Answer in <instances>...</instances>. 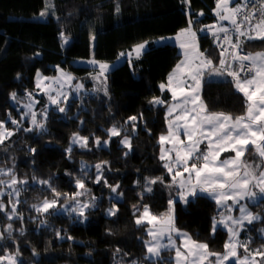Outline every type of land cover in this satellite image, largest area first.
Returning a JSON list of instances; mask_svg holds the SVG:
<instances>
[{
	"label": "trees",
	"instance_id": "1",
	"mask_svg": "<svg viewBox=\"0 0 264 264\" xmlns=\"http://www.w3.org/2000/svg\"><path fill=\"white\" fill-rule=\"evenodd\" d=\"M47 2L0 0V121L8 131H14L0 145V168H14L19 179L28 180L18 205L23 220H8L0 212V233L6 237L0 240V255L19 248L21 264H129L133 260L149 264L144 261L146 249L141 242L148 236L144 228L137 227L135 219L143 205L159 213L175 197L176 189L168 187L171 178L163 167L164 161L159 159V135L166 131V108L172 100L170 92L161 91L160 85L182 57L176 43L157 41L176 34L192 19L200 52L218 63L213 35L200 31L217 20L213 12L215 0H191L190 6L183 0H52L54 14L40 17ZM201 12L203 15H199ZM144 41L150 42L148 50L140 59L133 54L131 65L120 57L121 52L127 53ZM259 49H264V41L246 43L244 51ZM93 59L112 66L107 73V95L104 86L92 79L97 73V67L89 63ZM58 67L71 73L73 81L81 79L86 87L81 96L70 95L65 113L55 110L48 97L35 90L37 71L50 75ZM228 80L206 77L202 98L210 111L241 115L242 97ZM13 92L19 102L11 99ZM26 92L39 98L34 108L38 119L44 108L48 109L44 133L34 128L30 116L21 123L23 128H33L32 132L16 131L17 126L9 120V116L20 120L18 106L26 99ZM154 98L165 104L150 103ZM133 116L136 121L129 120ZM113 126L120 135L109 139L108 130ZM74 133L88 138L87 147L72 144ZM125 136L131 151L120 143ZM106 140L108 144L104 145ZM70 146L69 154L66 149ZM97 164L103 166L99 184L94 182ZM82 166L87 167L82 170ZM34 176L37 181L50 180L58 192L69 195L77 191L75 180L82 178L88 191L81 199L95 197L97 207L82 223L74 214L37 213L32 205L53 196L46 186L33 181ZM155 177H163L164 183L152 184V192H145L146 178ZM116 185L119 188L113 193L109 186ZM113 206L119 211L110 217L106 213ZM217 212L210 198L199 197L188 204L177 198L175 225L186 229L194 239L208 243L211 250L223 252L226 231L212 234ZM41 220H47V228L40 225ZM260 222L246 225L247 230L241 232L240 239L253 238L251 249L264 243L258 233ZM9 223L13 226L10 239L4 232ZM57 232L64 238H59ZM69 236L72 239H67Z\"/></svg>",
	"mask_w": 264,
	"mask_h": 264
},
{
	"label": "snow or ice",
	"instance_id": "2",
	"mask_svg": "<svg viewBox=\"0 0 264 264\" xmlns=\"http://www.w3.org/2000/svg\"><path fill=\"white\" fill-rule=\"evenodd\" d=\"M186 5L191 0H183ZM119 5L116 11L119 12ZM52 12L54 4L48 0L45 10L39 13L45 17ZM217 24L206 25L200 29L201 32H210L221 48L218 63L200 52L196 41L197 32L193 31L194 20L189 19V27L182 29L175 38L183 49L184 58L176 65L173 73L168 77L167 85L161 84V91L167 90L171 93L172 102L168 104L166 120L168 121L167 135H161L158 143L160 145L161 161L163 167L172 177L169 188H175L174 198L168 200V210L160 215L152 214L148 205H143V211L135 219L138 228H144L147 240H142L146 255L144 261L149 264H264V243L260 248L251 249L253 238L248 236L240 239L242 231H246V225H253L256 221L264 220L259 213H253L249 205H264V50L257 52H244L246 43L253 41H264V0H215L213 9ZM203 15V13H199ZM227 22L224 24L223 22ZM62 39L67 43V38ZM95 39V37H91ZM165 38H161L163 40ZM150 42L144 41L137 44L131 51L119 55L126 58L129 65L132 63L133 54L135 59L148 50ZM97 67V73L93 77L103 87L107 95L106 80L107 73L112 66L96 60L89 61ZM60 77L42 76L37 72V89L48 96L52 105H56L57 111L66 112L68 97L63 92L64 84L73 78L63 73ZM206 77L230 78L228 82L232 85L235 93L242 97L244 112L233 116L230 113L214 112L208 109L202 98V92ZM19 79V74H17ZM45 81L49 83L45 84ZM75 88H83L77 84ZM101 89H97L99 91ZM55 93V95H53ZM28 102L23 105L26 109L20 120L12 119L11 124L16 125V131L23 130L32 132L33 128H23L22 121L31 117L30 123L37 131H47L45 121L48 116L47 107L38 114L33 111L36 103L35 95L26 92ZM11 99L19 102L17 93H11ZM152 104H165L164 100L154 98ZM171 117V119H169ZM130 121H136L137 117H129ZM135 130V126H133ZM109 139L119 136L120 131L113 126L108 130ZM14 135V131L5 129L4 122L0 121V145ZM183 137V138H181ZM87 137H80L74 133L72 144H79L81 148L87 147ZM121 144L131 151L130 140L125 136ZM97 146L101 145L99 138L96 139ZM104 145L108 141L103 142ZM171 145L166 148L165 145ZM201 145H204L202 148ZM35 153V149H31ZM67 153L72 152L70 146ZM224 153H232L221 159ZM247 153H252L253 159L246 158ZM128 153H125L127 155ZM105 164L107 162H104ZM87 166H82L86 168ZM95 183L102 180L103 166H96ZM86 175V173H85ZM0 197L7 196L8 206L0 199V212L4 213L8 220H23V213L19 211L18 205L22 203L20 196L27 191L24 187L28 185L27 179H19L14 168H0ZM33 181L46 186L52 193L53 198H45L39 204H33L35 212L44 215H57L66 213L73 214L79 222L88 218L91 209L97 207L96 198L82 200L81 197L88 191L84 179H76L77 191L69 195L60 193L52 186L50 180ZM107 185V180H103ZM164 183L163 177L146 178L145 192H152V184ZM113 193L117 192L119 185L109 186ZM120 194H117L119 198ZM199 197L212 199L218 207V216L213 217L212 234L217 231H226L228 239L224 243L223 252L210 250L208 243L199 242L186 232L175 226V204L179 202L188 204ZM63 198V202H61ZM231 201V203H229ZM26 203V202H25ZM137 208V206H134ZM119 209L109 208L106 215L116 216ZM137 211L139 209L137 208ZM238 211V215H233ZM40 225L48 227L47 220H41ZM12 224L4 229L7 238L12 235ZM259 237L264 241V228L258 229ZM20 234L24 230L20 229ZM57 236L61 239L60 233ZM6 237L0 233V240ZM72 239V237H67ZM179 241V243L177 242ZM0 249L3 246L0 245ZM242 250V251H241ZM120 252V249H117ZM163 253H174V255H163ZM35 255V252L33 253ZM21 253L19 248L15 252H7L0 255V264H21ZM130 264H142L133 260Z\"/></svg>",
	"mask_w": 264,
	"mask_h": 264
},
{
	"label": "rangeland",
	"instance_id": "3",
	"mask_svg": "<svg viewBox=\"0 0 264 264\" xmlns=\"http://www.w3.org/2000/svg\"><path fill=\"white\" fill-rule=\"evenodd\" d=\"M218 23V21L216 20L215 22H213V24H217ZM224 23V22H223ZM225 23H227L226 21H225ZM212 25V24H211ZM187 27H189V25L187 26ZM187 27H185V28H187ZM185 28H183V29H185ZM203 28H205V26H203L201 29H203ZM192 29H193V26H192ZM182 30V29H181ZM181 30H180V32H181ZM193 31H194V29H193ZM179 32V33H180ZM204 32H206V31H204ZM64 36V35H63ZM168 37H171V35H168V36H163V37H160V38H158V41L157 42H164L165 41V39L166 38H168ZM64 38H66L65 36H64ZM161 38H165V39H163V40H161ZM63 41H64V39H63ZM142 43V42H141ZM136 46V45H135ZM178 46V49H179V51L180 52H182V58H184V56H183V49H181L180 48V46H179V44L177 45ZM261 50H264V49H259V50H254V51H250V52H257V51H261ZM86 65L87 64H89V63H85ZM59 69H62V68H60V67H58ZM58 68H57V70H56V72L55 73H53V74H50V75H48V74H44V73H42L40 70H38L37 72H39V73H41L42 74V76H47V77H60L61 75H62V73L60 72V71H58ZM175 69V68H174ZM173 69V70H174ZM63 70V73H67V74H69L73 79L70 81V82H66L65 84H64V88H63V92L67 95V97H68V100H69V98H70V95H72V96H81L82 95V93L85 91V85H84V82H82L81 81V79H79L78 81H73L74 80V76L71 74V73H69L68 71H66L65 69H62ZM173 70H172V72L171 73H173ZM170 73V74H171ZM37 74V73H36ZM169 74V75H170ZM93 75L95 76L96 75V73H93ZM93 76V77H94ZM93 77H92V79H93ZM169 77V76H168ZM207 78H209V77H207ZM210 78H218V77H210ZM94 80V79H93ZM94 81H96V80H94ZM45 84H47V83H49V81H45L44 82ZM167 83H168V79H167ZM77 84H82L83 85V88H81V89H76L75 88V86L77 85ZM36 85H37V75H35V90H36V93H38V94H43V95H45L43 92H41L40 90H38L37 89V87H36ZM167 85V84H166ZM53 95H55V93H53ZM45 96H47V95H45ZM48 97V96H47ZM35 99L37 100V101H39V98H37L36 96H35ZM67 100V101H68ZM28 102V98L26 97V99L24 100V101H20V103H19V108H21V112H20V114H21V116H22V114L25 112V111H27L26 109H24L23 108V105L25 104V103H27ZM172 102V100L169 102V103H171ZM49 104H50V101L48 102ZM49 106V105H48ZM54 106H56V105H54ZM61 107H66L67 106V104H65V103H61V105H60ZM57 107V106H56ZM34 108H35V105H34V107H33V111H34ZM30 119H31V117H30ZM169 119H171V117H169ZM166 122H167V126H166V131L165 132H163V133H161L160 135H159V137L161 136V135H167V132H168V121L166 120ZM6 129V128H5ZM7 130V129H6ZM72 137H73V135H72ZM181 138H183V137H181ZM165 147L166 148H169V147H171V145H168V144H166L165 145ZM201 147L203 148L204 147V145H201ZM160 150V149H159ZM160 154V153H159ZM229 155H233L232 153H224L223 155H222V157H221V159H223V158H225V157H227V156H229ZM246 158L248 159V160H252L254 157H253V155H252V153H247L246 154ZM165 163V162H164ZM168 175H169V173H168ZM170 176V175H169ZM0 178H3V177H0ZM170 178L172 179V177L170 176ZM6 197V198H5ZM0 199H2L3 201H4V203H5V205L7 204L8 205V198H7V196H4V197H0ZM44 200V199H43ZM43 200H41L39 203H41ZM38 203V204H39ZM229 203H231V201H229ZM216 207H217V205H216ZM249 207H250V210L253 212V213H259L262 217H264V205H260V206H255V205H249ZM254 207H256L257 208V210L255 211L254 210ZM217 209H218V207H217ZM167 210H168V206L163 210V211H161V212H159V213H152V214H155V215H160V214H162V213H166L167 212ZM143 211V208L141 209V211L140 212H142ZM151 211V210H150ZM218 213V212H217ZM234 216L235 215H238L239 213H238V211H234L233 213H232ZM139 215V214H138ZM137 215V216H138ZM136 216V217H137ZM217 216H218V214H217ZM217 216H215V217H217ZM6 225V224H5ZM176 226V225H175ZM177 227V226H176ZM260 228H264V220L263 221H261L260 222V226H259ZM178 228V227H177ZM178 229H180V230H182L183 232H186V233H188L189 235H190V233L186 230V229H182V228H178ZM193 238V237H192ZM147 239H149V237L147 238ZM194 239V238H193ZM227 239H228V237H227ZM196 240V239H195ZM178 243H179V241H177ZM199 242H203V241H199ZM264 242V241H263ZM211 250V249H210ZM213 251V250H212ZM145 255H146V251H145ZM167 255H174V253H171V254H165V256H167ZM120 264V263H119ZM130 264V263H129ZM143 264V263H142Z\"/></svg>",
	"mask_w": 264,
	"mask_h": 264
},
{
	"label": "crops",
	"instance_id": "4",
	"mask_svg": "<svg viewBox=\"0 0 264 264\" xmlns=\"http://www.w3.org/2000/svg\"><path fill=\"white\" fill-rule=\"evenodd\" d=\"M213 24V23H212ZM208 25H211V24H208ZM179 32H180V30L176 33V34H173V35H171V37H168V38H166L165 39V41L164 42H158V43H160V44H162V43H166V42H174V43H176L177 45L180 43L178 40H176L175 38L177 37V35L179 34ZM208 33H210V32H208ZM211 34V33H210ZM196 41H197V44H198V46H199V43H198V40H197V37H196ZM181 55H182V52H181ZM183 58L181 57V59L179 60V62L182 60ZM178 62V63H179ZM177 63V64H178ZM176 67V66H175ZM174 67V68H175ZM172 72V71H171ZM170 72V73H171ZM168 79V78H167ZM165 85L167 84V81L164 83ZM165 89H167V87L165 88ZM170 92V91H169ZM171 94V93H170ZM169 104V103H168ZM167 107H168V105H167ZM167 109V108H166ZM167 113V112H166Z\"/></svg>",
	"mask_w": 264,
	"mask_h": 264
},
{
	"label": "built area",
	"instance_id": "5",
	"mask_svg": "<svg viewBox=\"0 0 264 264\" xmlns=\"http://www.w3.org/2000/svg\"><path fill=\"white\" fill-rule=\"evenodd\" d=\"M213 43H214V45H215V47H216V49H217V52L220 54V51H221V48L220 47H218V44L220 43L219 41H216L215 39L213 40ZM245 52V51H244ZM246 53V52H245Z\"/></svg>",
	"mask_w": 264,
	"mask_h": 264
}]
</instances>
